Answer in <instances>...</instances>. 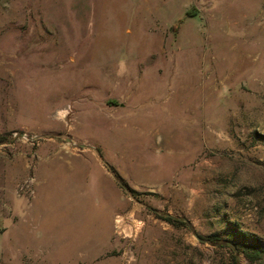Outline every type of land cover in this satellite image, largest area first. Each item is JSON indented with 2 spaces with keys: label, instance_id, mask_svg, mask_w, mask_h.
Wrapping results in <instances>:
<instances>
[{
  "label": "rangeland",
  "instance_id": "1",
  "mask_svg": "<svg viewBox=\"0 0 264 264\" xmlns=\"http://www.w3.org/2000/svg\"><path fill=\"white\" fill-rule=\"evenodd\" d=\"M0 138V264H264V0H0Z\"/></svg>",
  "mask_w": 264,
  "mask_h": 264
},
{
  "label": "trees",
  "instance_id": "2",
  "mask_svg": "<svg viewBox=\"0 0 264 264\" xmlns=\"http://www.w3.org/2000/svg\"><path fill=\"white\" fill-rule=\"evenodd\" d=\"M2 139L0 138V141H1ZM129 190L133 193H135L136 191L134 190V189H131V188H129ZM166 219L167 220H169L170 222H172V219H171V217H166ZM173 223V222H172ZM256 255L258 256V253H256Z\"/></svg>",
  "mask_w": 264,
  "mask_h": 264
},
{
  "label": "built area",
  "instance_id": "3",
  "mask_svg": "<svg viewBox=\"0 0 264 264\" xmlns=\"http://www.w3.org/2000/svg\"><path fill=\"white\" fill-rule=\"evenodd\" d=\"M123 264H129V261L126 258H123Z\"/></svg>",
  "mask_w": 264,
  "mask_h": 264
},
{
  "label": "bare ground",
  "instance_id": "4",
  "mask_svg": "<svg viewBox=\"0 0 264 264\" xmlns=\"http://www.w3.org/2000/svg\"><path fill=\"white\" fill-rule=\"evenodd\" d=\"M122 218V217H121ZM118 221H121V220H118ZM121 223V222H120Z\"/></svg>",
  "mask_w": 264,
  "mask_h": 264
}]
</instances>
